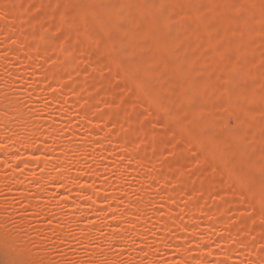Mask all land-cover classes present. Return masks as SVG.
<instances>
[{
    "label": "rangeland",
    "instance_id": "obj_1",
    "mask_svg": "<svg viewBox=\"0 0 264 264\" xmlns=\"http://www.w3.org/2000/svg\"><path fill=\"white\" fill-rule=\"evenodd\" d=\"M3 105L0 264H264V0H0Z\"/></svg>",
    "mask_w": 264,
    "mask_h": 264
},
{
    "label": "bare ground",
    "instance_id": "obj_2",
    "mask_svg": "<svg viewBox=\"0 0 264 264\" xmlns=\"http://www.w3.org/2000/svg\"><path fill=\"white\" fill-rule=\"evenodd\" d=\"M5 106L3 105L2 107H0V137L1 136H5V135H3V132H4V130H5V127L8 125H11L10 123H11V121H10V118H8L9 116L7 115V114H4V110H5ZM3 115V116H2ZM7 126V127H8ZM14 127V126H13ZM9 128H12L11 126H9ZM13 129V128H12ZM15 129V128H14ZM13 129V130H14ZM11 130V129H10ZM13 130L12 131H10L11 133L13 132ZM3 131V132H2ZM16 131H17V128H16ZM11 133H10V136H11ZM15 133V132H14ZM14 133H12V135L14 134ZM18 135V134H17ZM14 136L15 135H13L12 137L14 138ZM12 137H10L9 138V140L7 141V143L9 144H5V147H7V149H4V148H2V149H4V150H0V160L1 161H7L8 159H11L12 160V162H13V164L11 165V168L14 170V176H13V180L14 181H22V180H19L20 179V175H19V167L20 166H22L23 168H22V171L21 172H24V173H27V172H29V170L31 169V165H34L31 161L33 160V159H38L39 161L41 160V159H43V158H45V156L43 155H41V156H36V152H35V150H33V148H32V144L31 143H29V142H31V140L29 139V140H27V141H29L28 142V144H30V146L28 145V144H26L25 142L23 143V142H20V144H19V140H21L22 141V139H19L18 138V136H16L17 138H18V140H16L15 141V139H13ZM15 137V138H16ZM25 138V137H24ZM0 140H1V138H0ZM26 140V139H25ZM2 141V140H1ZM3 141H5V140H3ZM15 142L18 144V145H21V143H22V145H25L26 144V146L28 147L27 149H25L24 148V151H19L18 153H15V152H13V151H11V149H9L8 147L9 146H15V145H17V144H15ZM4 143V142H3ZM33 143V142H32ZM14 144V145H13ZM39 145H41V144H39ZM44 145V144H43ZM1 147V146H0ZM25 147V146H24ZM30 147V148H29ZM48 151H49V149H48ZM47 151V152H48ZM50 152V151H49ZM51 154V153H50ZM5 164H7L6 162H4ZM36 164L38 165H40L41 163L39 162V163H37L36 162ZM47 164V163H46ZM49 164H51V163H49ZM43 165H45V163L43 162V164H41V166H43ZM47 166V165H46ZM46 166H44L42 169H41V172H45V169H46ZM50 166V165H49ZM61 165H59V167H60ZM39 167V166H38ZM53 167V166H52ZM30 168V169H29ZM49 168H51V167H49ZM29 169V170H28ZM12 170V171H13ZM47 170V169H46ZM53 170V172L51 171V173H52V177H51V173H49L48 174V176L50 177L48 180H49V182L47 181V183H48V185H49V187L50 188H53L55 191H59V190H61V189H63L64 187H66V186H68V185H74L75 184V182H73L71 179V181H69V179L68 180H66V178L64 177V175H65V172H63L62 171V166H61V170L59 169V170H54V169H52ZM63 170H64V168H63ZM48 171V170H47ZM64 173V174H63ZM28 175V174H27ZM40 175V174H39ZM36 176V175H35ZM66 176V175H65ZM32 178V177H31ZM30 178V179H31ZM33 178H35V177H33ZM32 178V179H33ZM32 182V181H31ZM35 184V183H34ZM33 184V185H34ZM39 184H40V182H39ZM42 184V183H41ZM44 185V184H43ZM43 185H41V188L43 187ZM30 187V186H29ZM40 188V187H39ZM54 191V192H55ZM68 196H65L64 198L66 199V201H63V202H57V204L59 203L60 205L62 204V205H67L68 204V200L69 199H71V197L72 196H70L69 194H67ZM72 195V194H71ZM74 197V196H73ZM73 197H72V199H73ZM94 198L93 200H92V203H93V205H92V203L90 204L89 202H91V201H89L88 203H89V207H87V209H93L94 210V207L96 206V208L100 205L99 203L101 202L100 201V199H99V197L98 196H96V194H95V196H94V194H91V196H90V198ZM90 198H88L89 200H90ZM99 202V203H98ZM76 205L78 204V203H75ZM69 205V204H68ZM87 205V204H86ZM95 205V206H94ZM85 208H86V206H85ZM95 208V209H96ZM110 224V223H109ZM180 264H186L185 263V261H180Z\"/></svg>",
    "mask_w": 264,
    "mask_h": 264
}]
</instances>
